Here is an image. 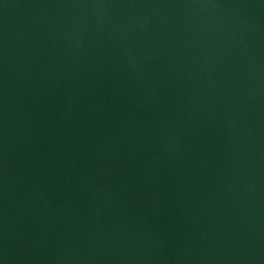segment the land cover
<instances>
[{"label": "water", "instance_id": "obj_1", "mask_svg": "<svg viewBox=\"0 0 264 264\" xmlns=\"http://www.w3.org/2000/svg\"><path fill=\"white\" fill-rule=\"evenodd\" d=\"M0 264H264V0H0Z\"/></svg>", "mask_w": 264, "mask_h": 264}]
</instances>
